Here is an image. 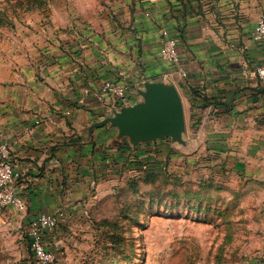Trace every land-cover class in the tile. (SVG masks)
I'll return each instance as SVG.
<instances>
[{"label": "crops", "instance_id": "crops-1", "mask_svg": "<svg viewBox=\"0 0 264 264\" xmlns=\"http://www.w3.org/2000/svg\"><path fill=\"white\" fill-rule=\"evenodd\" d=\"M91 8L28 19L0 37V142L10 144L26 203L23 211L0 204V264H36L26 228L42 213L57 216L45 247L57 264L74 263L90 209L154 158L264 208V81L254 71L264 67V41L252 35L264 0H93ZM162 29L176 38V63L160 55ZM108 80L125 86L122 101L101 90ZM146 81L178 92L180 139L132 146L108 120L145 100ZM255 256L252 264H264V249Z\"/></svg>", "mask_w": 264, "mask_h": 264}, {"label": "rangeland", "instance_id": "rangeland-1", "mask_svg": "<svg viewBox=\"0 0 264 264\" xmlns=\"http://www.w3.org/2000/svg\"><path fill=\"white\" fill-rule=\"evenodd\" d=\"M92 1L0 0V37L28 19L84 17ZM118 181L76 231L72 264H252L264 249L263 203L222 195L213 178L164 164Z\"/></svg>", "mask_w": 264, "mask_h": 264}, {"label": "built area", "instance_id": "built-area-1", "mask_svg": "<svg viewBox=\"0 0 264 264\" xmlns=\"http://www.w3.org/2000/svg\"><path fill=\"white\" fill-rule=\"evenodd\" d=\"M253 38L264 41V12L261 13L254 25ZM160 55L163 59L176 63L178 59L176 38L167 30H161ZM255 73L264 81V67L257 66ZM101 90L113 96L116 101H122L125 97V86L118 81L108 80L102 85ZM19 172L14 169L11 147L7 142H0V204L12 205L17 210L23 211L26 203L16 189V181ZM57 216L42 213L32 218L27 224L26 234L28 246L36 264H57V256L54 251L45 247L43 235L47 230L55 227ZM9 264H18L15 261Z\"/></svg>", "mask_w": 264, "mask_h": 264}, {"label": "water", "instance_id": "water-1", "mask_svg": "<svg viewBox=\"0 0 264 264\" xmlns=\"http://www.w3.org/2000/svg\"><path fill=\"white\" fill-rule=\"evenodd\" d=\"M141 95L143 102L108 118L119 127L121 137L125 136L132 146L163 135L180 139L184 117L178 92L162 82L146 81Z\"/></svg>", "mask_w": 264, "mask_h": 264}, {"label": "trees", "instance_id": "trees-1", "mask_svg": "<svg viewBox=\"0 0 264 264\" xmlns=\"http://www.w3.org/2000/svg\"><path fill=\"white\" fill-rule=\"evenodd\" d=\"M147 162V161H146ZM144 162L140 161V166H142V168H148V169H152L153 167H155V164H161L160 160H157L156 158H154L153 160H151V162H147V164L143 165ZM137 169H141V168H137Z\"/></svg>", "mask_w": 264, "mask_h": 264}]
</instances>
